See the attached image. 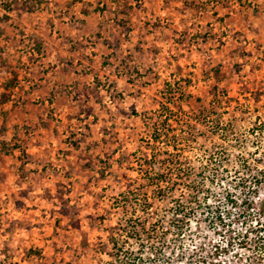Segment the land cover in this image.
Here are the masks:
<instances>
[{
  "label": "rangeland",
  "instance_id": "rangeland-1",
  "mask_svg": "<svg viewBox=\"0 0 264 264\" xmlns=\"http://www.w3.org/2000/svg\"><path fill=\"white\" fill-rule=\"evenodd\" d=\"M12 81L0 264H264V0H0Z\"/></svg>",
  "mask_w": 264,
  "mask_h": 264
},
{
  "label": "trees",
  "instance_id": "trees-1",
  "mask_svg": "<svg viewBox=\"0 0 264 264\" xmlns=\"http://www.w3.org/2000/svg\"><path fill=\"white\" fill-rule=\"evenodd\" d=\"M14 84L15 83H13V81L6 84L5 91L0 94V106L8 103L11 100V93L7 90V88H11L12 86H14ZM150 140H152L154 144H157V142L160 141V136L158 135V133L153 132L150 136ZM158 156L159 155L153 150L150 159L149 155H147L144 161V164L147 168L145 174H149V176L150 174L152 175V178L149 180V184L155 191L162 190V183L165 182L164 177L161 174L160 166L158 165Z\"/></svg>",
  "mask_w": 264,
  "mask_h": 264
},
{
  "label": "built area",
  "instance_id": "built-area-1",
  "mask_svg": "<svg viewBox=\"0 0 264 264\" xmlns=\"http://www.w3.org/2000/svg\"><path fill=\"white\" fill-rule=\"evenodd\" d=\"M222 238H223V236H222ZM224 246L223 247H221L222 249L224 248V247H226V248H229V246H230V240L229 239H224ZM221 254H224V252H222Z\"/></svg>",
  "mask_w": 264,
  "mask_h": 264
}]
</instances>
